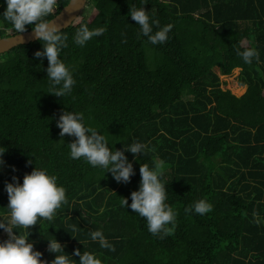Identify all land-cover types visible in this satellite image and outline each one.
<instances>
[{
	"label": "trees",
	"instance_id": "1",
	"mask_svg": "<svg viewBox=\"0 0 264 264\" xmlns=\"http://www.w3.org/2000/svg\"><path fill=\"white\" fill-rule=\"evenodd\" d=\"M68 1L58 0L56 13ZM133 4L140 0H87L62 29L68 46L60 56L76 81L70 95L48 93L47 59L33 55L42 49L37 39L0 53V146L6 149L0 218L8 215L5 183L13 175L22 183L35 165L45 166L65 186L67 203L52 221L30 226L28 239L42 259H54L46 239L55 238L69 255L99 253L102 264H264V223L254 222V213L264 219V0H146L144 9L161 26L173 25L156 45L139 34L129 15ZM5 7L0 0V13ZM81 23L106 31L80 47L72 37ZM12 34L0 18V37ZM246 47H255L259 59L245 64L237 50ZM215 66L221 74L240 68L245 92L224 89ZM63 110L82 112L110 147L147 143L137 160L125 152L135 170L128 183L69 157L75 137H61L56 127ZM156 158L164 162L166 202L177 212L163 238L120 205L138 190L140 164ZM200 198L212 210L186 214ZM97 228L114 251L91 240ZM6 238L0 229V240Z\"/></svg>",
	"mask_w": 264,
	"mask_h": 264
},
{
	"label": "clouds",
	"instance_id": "2",
	"mask_svg": "<svg viewBox=\"0 0 264 264\" xmlns=\"http://www.w3.org/2000/svg\"><path fill=\"white\" fill-rule=\"evenodd\" d=\"M6 7L0 13V18L11 25L16 33L13 38L22 40L26 25L32 26L34 38L42 45L41 50L34 52V57L47 59L48 93L57 97L70 95L76 83L73 71L61 58L60 54L68 46L67 35L62 31L53 17L58 9V0H4ZM146 0H140V6L135 4L129 9V15L139 26L140 35L147 38L152 45L163 44L169 38L168 34L173 25L168 23L161 26L151 11H146L143 5ZM155 29V31H154ZM106 31L104 26L89 28L87 23H81L76 29L73 43L83 47L93 37L100 36ZM245 64L259 59V52L255 47L237 50ZM238 68V67H237ZM59 135L65 134L75 137L68 143L71 159L83 158L93 168H100L111 174L117 183H128L135 175L133 160L137 154L143 156L148 150L145 142L133 141L130 145L123 144L122 149L110 147L109 141L96 127L89 124L84 114L75 110H63L56 119ZM6 149L0 146V165L4 164L3 155ZM133 154L129 160L125 152ZM164 162L156 158L149 163L139 166L140 181L138 190L128 198L122 197L121 207L126 206L144 217L147 230L153 236L163 238L171 234L175 227L177 212L166 202L167 191L163 180ZM15 172V166H12ZM12 182L5 183L8 196V215L0 218V229L7 233V238L0 240V264H102L99 253L74 249L69 255L64 251L57 239L47 240V251L54 253V259H42L43 253L34 250V242L29 240L30 226L37 224L38 219L52 221L56 210L67 203L66 188L58 183V177L45 166L33 167L30 173L23 176L22 183L13 175ZM212 210V204L205 198L195 200L184 211L204 215ZM254 222L264 223V219L254 213ZM19 229V231H16ZM27 230V231H25ZM92 241H98L100 248L114 251V246L106 239L103 230L97 228L89 233ZM78 256L79 260L73 259Z\"/></svg>",
	"mask_w": 264,
	"mask_h": 264
},
{
	"label": "water",
	"instance_id": "3",
	"mask_svg": "<svg viewBox=\"0 0 264 264\" xmlns=\"http://www.w3.org/2000/svg\"><path fill=\"white\" fill-rule=\"evenodd\" d=\"M87 0H69L58 13H56L52 18L55 22L61 25L62 29L68 27L71 22L78 16L83 6ZM16 34L0 37V53L9 50L10 48L21 44L28 43L30 41L36 40L33 36L32 28L26 29L22 34V40L19 38H13Z\"/></svg>",
	"mask_w": 264,
	"mask_h": 264
},
{
	"label": "rangeland",
	"instance_id": "4",
	"mask_svg": "<svg viewBox=\"0 0 264 264\" xmlns=\"http://www.w3.org/2000/svg\"><path fill=\"white\" fill-rule=\"evenodd\" d=\"M213 70L217 72L220 75V78L223 80L224 84L222 87L224 89H229L236 96H240L245 92L246 85H240V83L237 81V75L240 72V68H237L236 70L233 69L230 74H221L218 66H215ZM241 86H244V89L240 91L242 88ZM4 164L0 165V170L3 169Z\"/></svg>",
	"mask_w": 264,
	"mask_h": 264
}]
</instances>
